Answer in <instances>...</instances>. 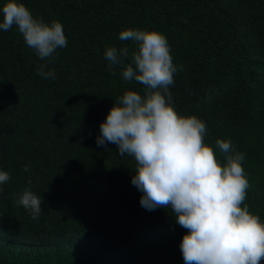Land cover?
Masks as SVG:
<instances>
[{"label":"trees","instance_id":"obj_1","mask_svg":"<svg viewBox=\"0 0 264 264\" xmlns=\"http://www.w3.org/2000/svg\"><path fill=\"white\" fill-rule=\"evenodd\" d=\"M18 2L59 22L67 46L41 60L15 25L0 29V171L10 176L0 184V264H185L188 230L171 206L142 207L135 159L96 143L117 98L143 96L142 84L122 77L138 51L119 39L129 29L166 38L177 68L170 105L205 123L204 144L221 166L218 139L244 154L241 207L264 223V0ZM109 47L128 49L111 71ZM40 65L55 78L38 75ZM25 189L43 200L36 219L17 203Z\"/></svg>","mask_w":264,"mask_h":264},{"label":"clouds","instance_id":"obj_2","mask_svg":"<svg viewBox=\"0 0 264 264\" xmlns=\"http://www.w3.org/2000/svg\"><path fill=\"white\" fill-rule=\"evenodd\" d=\"M0 29L14 25L27 46L41 59L67 46L63 26L34 18L18 0H7L0 10ZM121 41L138 44L131 65L122 72L124 80L144 86L143 96L126 91L118 97L106 121L100 125L97 146L117 145L120 156L136 161L131 183L143 193L140 204L151 211L171 206L176 223L188 230L180 244L185 264H260L264 259V223L241 207L250 187L242 161L244 154L233 152L231 141L217 140L226 164L221 166L211 147L204 144L206 125L196 117L179 116L170 105L169 86L176 66L166 38L155 31L124 30ZM109 71L123 63L128 49H105ZM40 65L37 74L54 79L55 71ZM115 74V73H113ZM28 165L24 171L29 170ZM10 176L0 171V184ZM19 205L38 218L43 200L25 189Z\"/></svg>","mask_w":264,"mask_h":264}]
</instances>
